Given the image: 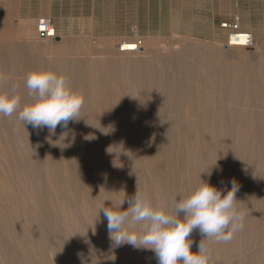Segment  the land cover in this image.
I'll return each mask as SVG.
<instances>
[{
  "label": "bare ground",
  "instance_id": "obj_1",
  "mask_svg": "<svg viewBox=\"0 0 264 264\" xmlns=\"http://www.w3.org/2000/svg\"><path fill=\"white\" fill-rule=\"evenodd\" d=\"M27 22L22 42L0 37V69L51 70L59 60L46 57L47 47L26 62L25 50L36 49L34 24ZM230 41L182 39L181 51L162 57L152 40L144 47L126 40L105 60L85 58L100 70L88 81L74 76V85L107 88L72 89L85 103L78 120L54 135L24 125L16 113L0 116L7 181L0 185V264H158L152 251L115 246L100 209L137 191L174 212L177 199L201 180L225 191L235 180L237 207L246 215L227 243L194 230L192 251L202 242L212 264H264V61L243 70L246 48ZM25 80L0 72V93L19 94L21 107L30 103Z\"/></svg>",
  "mask_w": 264,
  "mask_h": 264
},
{
  "label": "rangeland",
  "instance_id": "obj_2",
  "mask_svg": "<svg viewBox=\"0 0 264 264\" xmlns=\"http://www.w3.org/2000/svg\"><path fill=\"white\" fill-rule=\"evenodd\" d=\"M39 19L48 20L55 30V38L50 44L36 40ZM28 20L35 27L32 37L36 49L25 50L26 62L43 55L41 52L50 47L46 57L59 59L51 71L70 74L71 89L107 88L104 84L74 85V76L82 74L81 79L88 81L89 73H97L100 68L96 71L93 68L92 72L93 69L82 61L85 58L105 60L109 48L120 50L122 41L137 40L139 46L144 47L146 39L152 40L155 55L163 57L181 51L182 39L226 44L230 30L221 27L224 22H237L239 31L250 34L254 42V47L245 51L246 63H239L238 67L247 70L245 66L264 61V0H0V37L3 40L22 42ZM229 58H232L231 54ZM162 61L169 64L165 59ZM224 65L226 73H230L231 63ZM33 70L25 66L20 70L1 68L0 72L20 79ZM242 72L246 74V71ZM18 74L21 77H16ZM2 87L4 85H0V89ZM231 90H227L229 97L233 96ZM6 182L5 174L0 171V185H6Z\"/></svg>",
  "mask_w": 264,
  "mask_h": 264
},
{
  "label": "clouds",
  "instance_id": "obj_3",
  "mask_svg": "<svg viewBox=\"0 0 264 264\" xmlns=\"http://www.w3.org/2000/svg\"><path fill=\"white\" fill-rule=\"evenodd\" d=\"M25 86L32 96L21 107L19 94L0 93V116L17 114L24 125L47 128L54 135L57 127L67 129L78 120L85 103L83 93L70 88L67 78L51 70H33ZM68 134L61 133L60 137ZM228 190L218 189L201 180L187 196L178 198L174 212L156 207L139 192L122 203L102 207L109 238L120 246L152 251L158 264H212L211 252L202 242L192 251L194 230L215 243H227L243 229L246 213L237 207L238 183L233 180ZM106 202V201H105ZM127 202V208L124 204Z\"/></svg>",
  "mask_w": 264,
  "mask_h": 264
},
{
  "label": "built area",
  "instance_id": "obj_4",
  "mask_svg": "<svg viewBox=\"0 0 264 264\" xmlns=\"http://www.w3.org/2000/svg\"><path fill=\"white\" fill-rule=\"evenodd\" d=\"M221 27L223 29H229L230 35L229 38L231 39L230 42L235 44L236 46H241L246 49H251L254 47L253 39L250 36L241 35L239 31V25L237 22H224L222 23ZM37 39L40 41H44L47 39H54L55 38V30L50 24V22L46 19H39L37 23ZM241 38H244V41H241Z\"/></svg>",
  "mask_w": 264,
  "mask_h": 264
}]
</instances>
